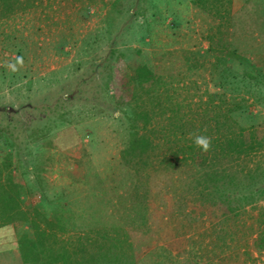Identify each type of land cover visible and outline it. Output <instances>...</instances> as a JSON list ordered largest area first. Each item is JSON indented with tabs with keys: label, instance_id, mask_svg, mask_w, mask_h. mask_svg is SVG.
<instances>
[{
	"label": "rangeland",
	"instance_id": "rangeland-1",
	"mask_svg": "<svg viewBox=\"0 0 264 264\" xmlns=\"http://www.w3.org/2000/svg\"><path fill=\"white\" fill-rule=\"evenodd\" d=\"M112 1L35 0L32 7L0 18V108L8 110L7 115L0 112V161L12 162L24 209L32 216L37 210L53 218L61 213L58 205L67 201L64 215L75 228L64 234L67 241L90 226L84 218L93 212L94 187L87 183L88 175L112 174L123 149L130 167L136 168L147 152L165 147L158 129L129 128L128 109L120 111L114 104L122 94L118 85L129 82L130 96H137L161 66L162 89L182 105L243 98L253 120L245 116L242 122L264 129V0L235 5L242 8L234 38L244 50L242 60L229 64L236 65L240 78L245 69L260 78L257 83L245 77L240 90L219 85L223 80L209 51L219 21L204 14L194 0H131L129 12L109 26ZM39 128L49 130L50 146L47 139L31 137ZM162 225L165 229L157 228L149 241L153 247L165 244L174 228H181L179 221ZM12 233L8 252L14 259L3 264H18L19 245L35 238L28 223L14 225ZM217 253L221 256L215 260L221 264H264V251H254L253 259L242 252L240 258L238 253L227 255L229 251ZM143 261L152 264V256Z\"/></svg>",
	"mask_w": 264,
	"mask_h": 264
},
{
	"label": "trees",
	"instance_id": "trees-1",
	"mask_svg": "<svg viewBox=\"0 0 264 264\" xmlns=\"http://www.w3.org/2000/svg\"><path fill=\"white\" fill-rule=\"evenodd\" d=\"M246 1L194 0L204 14L219 21L209 51L223 80L219 85L232 84L236 90L246 84L245 77L260 83L258 74L245 69L240 78L235 74L236 65L229 64L231 59L234 63V59H243L244 48L234 38L242 6L236 9L235 5ZM34 3L0 0V18ZM129 3L131 0L111 2L106 20L109 26L117 25L129 12ZM162 71L164 68L157 67L137 96H130L129 82L118 85L122 94L116 95L114 104L120 111L128 109L131 130L158 129L165 147L147 152L136 168L130 167L123 149L120 165L112 174L87 176V183L94 187L93 212L84 217L90 226L77 230L74 240L64 237L75 229L64 215L70 207L67 201L58 205L61 213L53 218L37 210L32 216L24 209L12 162L0 161V257L10 258L14 225L26 223L35 238L19 245L18 264H143L148 256H152V264H221L215 260L221 256L218 250L229 251L226 254L233 257L238 253L237 258L242 252L247 259L254 258V251L262 254L264 206L259 203L264 201V129L255 122H242L245 116L253 120L243 98L182 105L162 89ZM0 112L7 115L8 110L2 107ZM37 130L41 131L32 133L33 140L48 138L49 130ZM196 136L210 140L207 151L195 144ZM45 144L50 146L52 140ZM166 197L168 200H162ZM173 221H179V232L174 228L169 241L153 247L149 241L156 229L161 231L165 229L162 223Z\"/></svg>",
	"mask_w": 264,
	"mask_h": 264
},
{
	"label": "clouds",
	"instance_id": "clouds-1",
	"mask_svg": "<svg viewBox=\"0 0 264 264\" xmlns=\"http://www.w3.org/2000/svg\"><path fill=\"white\" fill-rule=\"evenodd\" d=\"M18 62L22 63V59L18 58ZM13 71H15V65H11ZM195 144L201 147L204 151H207L210 147V140L204 136H196L194 140Z\"/></svg>",
	"mask_w": 264,
	"mask_h": 264
},
{
	"label": "crops",
	"instance_id": "crops-1",
	"mask_svg": "<svg viewBox=\"0 0 264 264\" xmlns=\"http://www.w3.org/2000/svg\"><path fill=\"white\" fill-rule=\"evenodd\" d=\"M8 254H9V257L11 258V260L12 259H14L13 257H12V254L10 253V252H8ZM2 257H0V264H3L4 263V261L6 260V259H3Z\"/></svg>",
	"mask_w": 264,
	"mask_h": 264
}]
</instances>
